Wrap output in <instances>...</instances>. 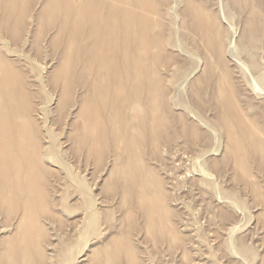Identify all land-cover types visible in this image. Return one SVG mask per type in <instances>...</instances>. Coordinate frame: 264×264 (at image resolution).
Segmentation results:
<instances>
[{
	"label": "rangeland",
	"instance_id": "obj_1",
	"mask_svg": "<svg viewBox=\"0 0 264 264\" xmlns=\"http://www.w3.org/2000/svg\"><path fill=\"white\" fill-rule=\"evenodd\" d=\"M0 84V264H264V0H0Z\"/></svg>",
	"mask_w": 264,
	"mask_h": 264
},
{
	"label": "bare ground",
	"instance_id": "obj_2",
	"mask_svg": "<svg viewBox=\"0 0 264 264\" xmlns=\"http://www.w3.org/2000/svg\"><path fill=\"white\" fill-rule=\"evenodd\" d=\"M118 9V8H117ZM253 18H254V16H253ZM253 18H251V20L253 19ZM250 19L248 20L249 22V24H251V25H249L250 27V30H249V28L247 27V29L250 31L249 32V34H248V31H246L245 30V32L247 33H245L246 35H247V37L249 36H251L252 35V33H253V24H252V21H251ZM146 21H148L147 19H146ZM136 22H144V18H142V17H139V16H137V18H136ZM247 22V21H246ZM247 24V23H246ZM160 28H162V27H160ZM145 30H143V32H144ZM151 31V30H150ZM91 34H94V32L92 33L91 32ZM244 36V35H243ZM246 37V39H248ZM245 39V40H246ZM153 40V39H152ZM249 41H251V39H248ZM247 40V41H248ZM100 43V42H99ZM99 43H96V45H95V47H97V50L94 52L93 51V54L92 55H90L91 56V59H92V62H93V66H94V70H92L94 73H92V75L95 77V80H96V82H97V85L96 86H93V88H92V90H91V88L90 87H88V89H89V92L87 93V94H85L86 96H85V98L83 99V105H82V113H81V115H82V124L80 123V125H78V127H77V129H79L80 128V133H81V131H82V136H83V138H84V142H86V141H90V140H95V139H101V138H99V135H100V132H102V129H103V127L105 126V124L107 123L106 121V116H105V114L103 113V111H102V108H103V102H104V96L106 95V92H107V88H117V87H115V85H105V83L103 82V79H104V74H105V72H106V70H108V66L111 64V62H108L109 61V59H108V56L106 55V53H105V50L107 49L106 48V46L107 45H102V44H99ZM152 43H154V42H152ZM249 43V42H248ZM111 44V43H110ZM250 44H251V42H250ZM115 45V44H114ZM248 45V44H247ZM246 46V45H245ZM244 46V47H245ZM249 46V45H248ZM252 46H253V43H252ZM146 47L147 48H149V42H147L146 43ZM247 47V46H246ZM245 47V48H246ZM249 48H251L250 46H249ZM222 48L220 47L219 48V50L217 51V52H219V53H221L222 52V50H221ZM224 49V48H223ZM103 51V52H102ZM219 55H221V54H219ZM146 58H149V54L147 53L146 54ZM147 72V71H146ZM144 74H145V76H146V73H145V69L144 70H142V72H140V73H138V71H137V73L136 74H134L133 75V73H132V79L129 81V80H125V82L120 86V91H123V93H126V91H128V93H132V91H134V88H136V87H134V86H130V84H129V82L131 83H134V81L136 80V76H137V81L139 80V81H145L144 83V87H143V89L142 90H144V95L143 96H141L140 98H139V100H137V103H139V105H140V108L139 109H131L129 106L127 107L126 106V103H124V101L122 102V104H121V109H122V111L124 112L123 114H125L126 115V118H124V120H121V125H120V128L121 127H123L124 129H125V127L128 129V127L130 128L131 126H134V125H136V127H138V121H137V124L136 123H133V120H131V119H129V118H131L132 117V115L134 116V118H135V116H137L136 118H138V116L141 114L140 112H144V113H142V115L144 114V116H145V118L148 116V119L146 118V119H144L143 120V126L144 127H148V121H149V118H150V116H151V119H150V121H149V124H151V120L153 119V121L155 120V119H157L158 120V116L156 117V118H154L155 116L152 114V112H151V108L153 109L152 111H156L155 109H154V107H155V105H153V103H156L155 101V97H152V95H154L153 93H152V88H153V82H155L154 84H159L160 82H157V80L159 81L160 80V77L159 78H155V81H152V83H151V85L149 86L148 85V82H147V79L144 77L143 78V76H144ZM2 80V79H1ZM2 82V81H1ZM2 84H0V96H5L6 94H5V88L3 87V86H1ZM194 85V84H193ZM198 85V84H197ZM195 87V86H194ZM91 91H92V93L93 94H90L91 93ZM192 91H193V88H192ZM90 94V95H89ZM89 95V96H88ZM155 96V95H154ZM87 97H88V100H90L91 99V97L93 98L94 97V99H95V101H96V103H97V105H98V111H97V115H95L94 116V119H93V121L91 120V118H89L88 117V103H86V101H87ZM130 99H132V98H130ZM134 100V99H133ZM136 100V99H135ZM134 100V101H135ZM154 101V102H153ZM132 103V102H131ZM130 103V104H131ZM129 104V105H130ZM162 104V109H161V111L163 110H166V111H172V109H171V106H169L168 105V103H165V102H160V104H158V106L161 108V105ZM159 107H157V108H159ZM170 107V108H169ZM169 109V110H168ZM159 110V109H158ZM32 111V110H31ZM162 111V113L163 114H166V113H164ZM42 112V111H41ZM151 113V114H150ZM153 113H155L156 114V112H153ZM168 113V112H167ZM169 114V113H168ZM170 114H171V112H170ZM128 115H131V117L129 116V118L127 117ZM152 115L154 116V117H152ZM156 115H158V114H156ZM12 116H9V115H3V114H1L0 113V124H4V123H10V122H12L13 120H12ZM133 118V119H134ZM136 118L134 119V120H136ZM195 118V117H194ZM197 118V117H196ZM227 119V118H226ZM138 120V119H137ZM146 120H148V121H146ZM11 124V123H10ZM9 124V125H10ZM156 125V124H155ZM160 126V125H159ZM148 129H150V128H148ZM176 130V129H175ZM243 130V129H242ZM126 130H124V133H123V135H121V136H127V137H129L131 134L129 133V131H128V133H126L125 132ZM247 131V130H246ZM245 131H243V133H244ZM4 133H5V130L3 129V128H0V135H4ZM98 133H99V135H98ZM119 135V134H118ZM101 137V136H100ZM117 139V138H116ZM118 139H120L121 140V137L120 138H118ZM252 139V138H251ZM200 141V140H199ZM251 140H249V143L248 144H250L251 145V148H255V139H254V141H252V142H250ZM233 142H235V141H233ZM238 143V142H237ZM239 144V143H238ZM247 144V145H248ZM253 144H254V146H253ZM5 146H6V143H1L0 142V155H1V157H2V161H3V166L4 167H2L3 168V170L4 171H6L8 174H14L15 173V171H14V169H13V167H12V165H11V163H10V161L12 160L10 157H9V154L7 153V152H5ZM253 146V147H252ZM239 148V147H238ZM235 149H236V147H235ZM234 152V151H233ZM237 154H238V152H237ZM251 154V153H250ZM239 155V154H238ZM44 159H43V157H37V161L39 162V163H41L42 161H43Z\"/></svg>",
	"mask_w": 264,
	"mask_h": 264
}]
</instances>
